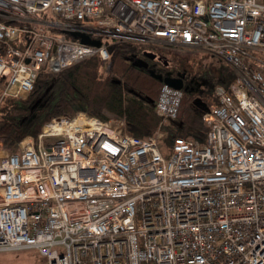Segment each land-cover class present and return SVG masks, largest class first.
<instances>
[{
	"label": "built area",
	"instance_id": "obj_1",
	"mask_svg": "<svg viewBox=\"0 0 264 264\" xmlns=\"http://www.w3.org/2000/svg\"><path fill=\"white\" fill-rule=\"evenodd\" d=\"M110 37L142 43V56L201 50L234 80L215 86L203 138L166 146L82 111L24 137L0 158V251L31 249L43 264H264V0H0V96H27L41 70L106 60ZM182 95L161 83L156 114L175 119Z\"/></svg>",
	"mask_w": 264,
	"mask_h": 264
},
{
	"label": "trees",
	"instance_id": "obj_2",
	"mask_svg": "<svg viewBox=\"0 0 264 264\" xmlns=\"http://www.w3.org/2000/svg\"><path fill=\"white\" fill-rule=\"evenodd\" d=\"M46 30L55 31L50 27ZM66 37L75 40L72 36ZM107 41L109 57L106 60L93 55L55 72L41 70L27 96H0V142L4 147L14 149L24 137H35L51 118L73 117L79 111L102 120H107L108 114L119 117L124 122L123 131L135 136L159 131L166 146L176 136L203 138L207 126L201 107L187 100L191 90L183 89L179 115L173 120H162L154 107L162 82L133 64V60L142 56V43L112 37ZM103 64L106 69L101 72ZM232 74L227 72L226 83L219 81L218 85L233 81ZM214 99L201 100L209 107L215 103Z\"/></svg>",
	"mask_w": 264,
	"mask_h": 264
},
{
	"label": "rangeland",
	"instance_id": "obj_3",
	"mask_svg": "<svg viewBox=\"0 0 264 264\" xmlns=\"http://www.w3.org/2000/svg\"><path fill=\"white\" fill-rule=\"evenodd\" d=\"M158 46L160 50H163L165 52L164 53L165 56L169 59L172 65L176 66V68L179 71L186 73L191 78L199 79L200 76H203L204 78L209 80V84L206 86L205 85L201 86L200 84L199 85L193 84L194 87L191 90V93H188L187 95L188 96L187 100L191 103V105H193V100L195 97H201V99L204 100L208 99V101H211L213 98H215V96L213 97L215 86L219 84V81H221L222 83L225 82L223 80H220L219 74L222 72L227 75V72H231V70L227 66L226 68L225 65L222 64L221 62H218L216 58L211 59L209 55H207L201 50L176 48L165 44H159ZM104 69H106V64L102 65L101 72H104L103 71ZM207 94L208 96H206ZM215 101L216 98L214 99V102ZM108 117L111 118L113 117V115L108 114ZM165 136L166 134L164 133L163 137ZM1 145L5 152L14 151L16 148L19 147V143L18 146L14 149L6 148L3 146L2 143ZM43 263L44 260L38 257V254L31 249L24 248V249L0 251V264H43Z\"/></svg>",
	"mask_w": 264,
	"mask_h": 264
},
{
	"label": "water",
	"instance_id": "obj_4",
	"mask_svg": "<svg viewBox=\"0 0 264 264\" xmlns=\"http://www.w3.org/2000/svg\"><path fill=\"white\" fill-rule=\"evenodd\" d=\"M73 38H76L78 39L81 43H86V44H92V45H96L98 46L100 44V41L99 40H96V39H91L89 37V35L83 33V32H80V31H69L68 32ZM143 55H145L146 57H150V58H154L155 57V54H153L152 52H149V51H145L143 53ZM129 60H132V58H130ZM133 64L136 65L137 67H143V68H147V63L146 61H144L142 58H137L135 60H133ZM148 72V74L162 82V83H166L167 85L173 87V88H176V89H184V86H183V82L181 80V78L179 76H168V75H161L160 73H156L153 69L151 68H148L146 70ZM193 104L197 107H201V109L203 111H206L208 109L206 103L204 101L201 100L200 97H195L194 100H193Z\"/></svg>",
	"mask_w": 264,
	"mask_h": 264
},
{
	"label": "flooded vegetation",
	"instance_id": "obj_5",
	"mask_svg": "<svg viewBox=\"0 0 264 264\" xmlns=\"http://www.w3.org/2000/svg\"><path fill=\"white\" fill-rule=\"evenodd\" d=\"M146 51V50H145ZM144 51V52H145ZM143 52V53H144ZM165 52L163 50H156L153 52L155 54L154 58L146 57L145 55L141 56L144 61L147 63V68L141 67L143 70H147L148 68L153 69L156 73H160L161 75L165 76H179L183 82L184 90H192L193 84L196 85H208L209 80L206 78H191L184 72L179 71L176 66H173L169 59L165 56ZM137 59V58H136ZM160 82V81H159Z\"/></svg>",
	"mask_w": 264,
	"mask_h": 264
},
{
	"label": "crops",
	"instance_id": "obj_6",
	"mask_svg": "<svg viewBox=\"0 0 264 264\" xmlns=\"http://www.w3.org/2000/svg\"><path fill=\"white\" fill-rule=\"evenodd\" d=\"M210 58L212 59V57H210ZM218 62H220V61L218 60ZM221 63H222V62H221ZM222 64H223V63H222ZM219 78H220V80L225 81L224 83H226V80L228 79L227 75H226L225 73H222V72L219 74ZM5 153H7V152H5V151L3 150V147H2L1 142H0V158H1Z\"/></svg>",
	"mask_w": 264,
	"mask_h": 264
}]
</instances>
